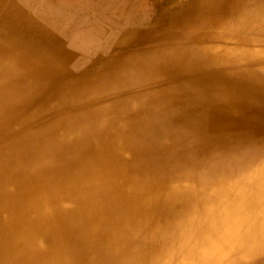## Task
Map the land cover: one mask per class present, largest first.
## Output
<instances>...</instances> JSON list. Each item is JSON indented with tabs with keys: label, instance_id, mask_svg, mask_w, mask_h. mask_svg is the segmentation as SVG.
<instances>
[{
	"label": "bare ground",
	"instance_id": "6f19581e",
	"mask_svg": "<svg viewBox=\"0 0 264 264\" xmlns=\"http://www.w3.org/2000/svg\"><path fill=\"white\" fill-rule=\"evenodd\" d=\"M0 264H264V0H0Z\"/></svg>",
	"mask_w": 264,
	"mask_h": 264
},
{
	"label": "rangeland",
	"instance_id": "374dc122",
	"mask_svg": "<svg viewBox=\"0 0 264 264\" xmlns=\"http://www.w3.org/2000/svg\"><path fill=\"white\" fill-rule=\"evenodd\" d=\"M103 24H104V23H103ZM103 24H102V25H103ZM104 26H105V25H104ZM104 28H108V26H106V27H104Z\"/></svg>",
	"mask_w": 264,
	"mask_h": 264
}]
</instances>
